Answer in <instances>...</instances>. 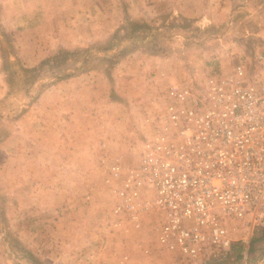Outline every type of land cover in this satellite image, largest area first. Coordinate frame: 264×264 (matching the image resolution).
Segmentation results:
<instances>
[{"label": "rangeland", "instance_id": "374dc122", "mask_svg": "<svg viewBox=\"0 0 264 264\" xmlns=\"http://www.w3.org/2000/svg\"><path fill=\"white\" fill-rule=\"evenodd\" d=\"M60 49L79 53L27 72ZM263 49L264 0H0V264H189L160 248L155 190L128 201L126 180L171 86ZM68 81L67 101L40 98ZM260 236L238 245L250 259Z\"/></svg>", "mask_w": 264, "mask_h": 264}, {"label": "built area", "instance_id": "2783aa9c", "mask_svg": "<svg viewBox=\"0 0 264 264\" xmlns=\"http://www.w3.org/2000/svg\"><path fill=\"white\" fill-rule=\"evenodd\" d=\"M167 96L163 124L146 138L142 165L126 180L127 200L140 186L155 190L158 242L176 258L264 264V252L250 259L238 246L264 228V49L252 67L239 61L230 72L207 75L202 86L173 85ZM134 208L117 211L137 219Z\"/></svg>", "mask_w": 264, "mask_h": 264}, {"label": "trees", "instance_id": "16d2710c", "mask_svg": "<svg viewBox=\"0 0 264 264\" xmlns=\"http://www.w3.org/2000/svg\"><path fill=\"white\" fill-rule=\"evenodd\" d=\"M137 26V25H135ZM133 26V27H135ZM115 38V36L113 37V39ZM79 52L77 51H70V50H65V49H60L57 53L53 54L52 56L46 58L44 61L41 62L39 67H35V68H28L27 72L32 73V74H36L37 72L41 69V67H44L48 64L50 65H59L62 66L64 63L68 62V60L71 57L77 56ZM89 53V51H86V54ZM87 57V56H85ZM76 72L74 73H70V74H65L63 76V78H69L71 76H73ZM58 78H61L60 76H57ZM262 239H264V228L261 229V236L258 238L259 241H261Z\"/></svg>", "mask_w": 264, "mask_h": 264}, {"label": "crops", "instance_id": "0c3cea01", "mask_svg": "<svg viewBox=\"0 0 264 264\" xmlns=\"http://www.w3.org/2000/svg\"><path fill=\"white\" fill-rule=\"evenodd\" d=\"M224 10L226 11V10H228V8H224ZM193 11V10H192ZM227 17H228V14H227ZM73 80V79H72ZM69 85H70V81H68V82H63V83H58L57 85H52L50 88H47L44 92H42V95L40 96V98L42 99V98H44V100H50V98H53V99H55V98H59L60 99V103L62 104L63 102H65V101H67V97L69 96L68 95V87H69ZM58 87H61V89H57ZM57 91H59V92H57ZM39 98V99H40ZM46 98V99H45ZM0 250H2V245L0 244ZM142 254H145V255H147L146 253H145V251H142L141 252ZM170 254V253H169ZM260 254V252L258 253V252H256L255 253V257H257L258 255ZM117 255V254H116ZM153 255H155L156 257H159L158 255H159V253L158 252H154L153 253ZM254 255V254H253ZM148 256V255H147ZM170 256H172V258H174V259H176V257H178V256H175L174 254H170ZM128 258H129V256H128ZM254 258V257H253ZM108 262H109V264H112V262L114 261V259H109V260H107ZM127 261V260H126ZM126 261L124 262V263H121V260L120 261H118L117 260V263L118 264H125L126 263ZM157 261V260H156ZM130 262H131V260H130ZM175 264H180V263H175Z\"/></svg>", "mask_w": 264, "mask_h": 264}]
</instances>
